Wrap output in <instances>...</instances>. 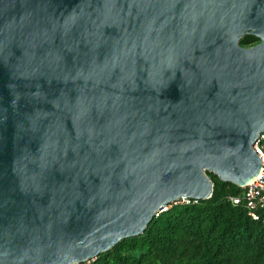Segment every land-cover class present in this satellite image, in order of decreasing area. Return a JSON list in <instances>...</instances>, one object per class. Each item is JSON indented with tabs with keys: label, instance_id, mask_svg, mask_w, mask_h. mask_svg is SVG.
I'll list each match as a JSON object with an SVG mask.
<instances>
[{
	"label": "water",
	"instance_id": "water-1",
	"mask_svg": "<svg viewBox=\"0 0 264 264\" xmlns=\"http://www.w3.org/2000/svg\"><path fill=\"white\" fill-rule=\"evenodd\" d=\"M263 128L264 0H0V264L87 261L205 170L242 185Z\"/></svg>",
	"mask_w": 264,
	"mask_h": 264
},
{
	"label": "trees",
	"instance_id": "trees-1",
	"mask_svg": "<svg viewBox=\"0 0 264 264\" xmlns=\"http://www.w3.org/2000/svg\"><path fill=\"white\" fill-rule=\"evenodd\" d=\"M205 173L212 181L208 197L169 202L142 232L76 264H264V217L231 204L227 195L237 185Z\"/></svg>",
	"mask_w": 264,
	"mask_h": 264
},
{
	"label": "built area",
	"instance_id": "built-area-1",
	"mask_svg": "<svg viewBox=\"0 0 264 264\" xmlns=\"http://www.w3.org/2000/svg\"><path fill=\"white\" fill-rule=\"evenodd\" d=\"M260 161V169L250 180L238 186L236 193L228 194L231 204H240L252 218L264 217V128L257 134L251 144ZM185 199V198H183ZM188 199H185L187 201ZM164 205L158 211L165 208Z\"/></svg>",
	"mask_w": 264,
	"mask_h": 264
},
{
	"label": "rangeland",
	"instance_id": "rangeland-1",
	"mask_svg": "<svg viewBox=\"0 0 264 264\" xmlns=\"http://www.w3.org/2000/svg\"><path fill=\"white\" fill-rule=\"evenodd\" d=\"M248 35H251V36H248ZM256 42H259V40L257 38H255V36L253 34H251V33H245L239 39V44L242 45V46H249V45H252V44H254Z\"/></svg>",
	"mask_w": 264,
	"mask_h": 264
},
{
	"label": "bare ground",
	"instance_id": "bare-ground-1",
	"mask_svg": "<svg viewBox=\"0 0 264 264\" xmlns=\"http://www.w3.org/2000/svg\"><path fill=\"white\" fill-rule=\"evenodd\" d=\"M259 40V39H258Z\"/></svg>",
	"mask_w": 264,
	"mask_h": 264
}]
</instances>
